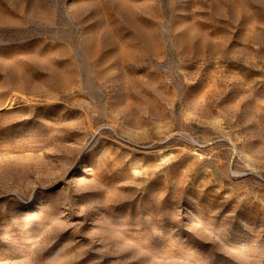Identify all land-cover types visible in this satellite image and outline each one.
<instances>
[{"label": "rangeland", "instance_id": "obj_1", "mask_svg": "<svg viewBox=\"0 0 264 264\" xmlns=\"http://www.w3.org/2000/svg\"><path fill=\"white\" fill-rule=\"evenodd\" d=\"M0 264H264V0H0Z\"/></svg>", "mask_w": 264, "mask_h": 264}]
</instances>
